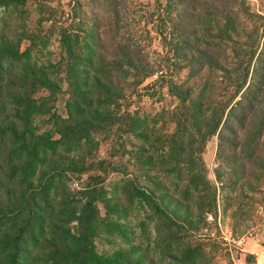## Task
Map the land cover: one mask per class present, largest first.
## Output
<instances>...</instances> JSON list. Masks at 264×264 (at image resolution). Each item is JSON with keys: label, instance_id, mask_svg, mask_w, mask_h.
<instances>
[{"label": "rangeland", "instance_id": "374dc122", "mask_svg": "<svg viewBox=\"0 0 264 264\" xmlns=\"http://www.w3.org/2000/svg\"><path fill=\"white\" fill-rule=\"evenodd\" d=\"M243 1L236 13L239 28L232 35L233 43L222 41L214 46L231 57L221 62L228 73L207 67L196 76L198 69L190 70L189 60L175 52L171 22L179 13L168 8L167 0H27L0 9V38L14 48L13 54L0 60L1 112L13 118L14 109H20L14 98L23 93L21 81L27 71L44 70L56 83L54 90L40 89L34 95L46 110L31 118L37 136L49 134L58 140L57 125L69 123L72 110V119H78L68 74V41L78 55L87 53L83 45L90 43L91 57L96 55L94 44L107 59L124 46L134 50L136 63H122L115 71L118 94L97 106L104 119L92 117L82 142L79 138L72 141L70 156L82 161L86 170L70 171L65 189L60 188L73 201L85 204L83 193L93 183L90 177H100L103 191L92 227V250L102 258L114 259L121 252L151 264H264V168L249 169L244 178L237 179L228 160L218 157L219 136L192 146L182 142L198 136L189 123L187 132L178 129L182 108L170 92L172 82H187L194 99L204 98L205 109L222 107L234 95L235 82L245 75L251 54L256 51V58L264 59L260 56L264 53V0ZM216 27L225 30L226 21L222 19ZM256 58L252 77L258 67ZM81 71L90 83L98 76L92 67L82 66ZM90 95L95 102L97 97L109 99L98 96L94 88ZM135 121L142 124L137 134L129 130ZM145 149L154 159L153 168L140 161ZM192 163L198 164L202 177L191 174ZM253 175H259V180ZM128 181L158 197L162 194L168 211L187 206V220L192 224L172 212L174 224L162 221L141 197L124 193ZM63 218L71 215L66 211ZM63 225L79 237L78 222ZM25 264H53L45 240L32 248Z\"/></svg>", "mask_w": 264, "mask_h": 264}, {"label": "trees", "instance_id": "16d2710c", "mask_svg": "<svg viewBox=\"0 0 264 264\" xmlns=\"http://www.w3.org/2000/svg\"><path fill=\"white\" fill-rule=\"evenodd\" d=\"M27 0H0V9L11 5H21ZM168 8L178 9V15L173 25L172 40H177L176 54L189 60V69L205 68L223 70L228 68L222 65L231 61V57L223 55L221 50L214 48L218 42L233 43V34H237L239 25L236 23L237 9L244 5L243 0H167ZM118 8L115 15L120 16ZM226 21L225 30L216 26L220 21ZM218 30L219 33H215ZM72 37V36H70ZM71 41V40H70ZM67 43L68 74L71 77L70 85L76 96L77 118L73 120V110L70 112L69 123L57 125L61 138L54 140L51 135L37 136L31 118L45 112L44 102L39 103L34 95L40 89L56 88L49 75L44 70H32L24 73L21 85L23 93L15 96L13 118L4 115L0 110V264H25L32 248L45 240L47 255L53 264H151L143 257H131L130 253L118 252L112 259L102 258L92 250V237L95 230L92 228L94 217L98 213L97 201L102 197L100 177H90L92 184L83 195L87 198L85 204L73 201L65 189V178L73 173L86 170L82 161L72 158L73 143L78 139L81 143L84 130L90 125L92 117L104 119L99 104L114 99L117 87L113 81L117 68L123 64H135L134 50L122 47L114 57L107 59L101 51L91 57L90 43L83 45L87 53L79 54L76 46ZM89 45V46H88ZM98 49H100L98 45ZM14 53V48L8 45L3 37L0 38V60L6 55ZM92 54L93 51H92ZM135 55V54H134ZM256 51L251 54L249 65L242 79L235 82V93L224 106L205 109L204 98L194 99L193 88L183 84L170 85L172 96L180 102L178 114V129L185 128L189 123L192 131L198 136L188 138L182 142H189V146L198 140L206 143L211 136H219L218 157L228 160L232 165L231 172L237 179L244 178L247 170L264 168V59L256 58ZM264 55L261 53L260 56ZM257 59L258 67L251 75L253 61ZM82 66L91 68L98 74L90 83L83 75ZM100 76V77H99ZM251 78V80H250ZM93 88L99 92L98 96L109 99L93 98ZM119 97H117L118 99ZM112 102H115L114 100ZM118 105V103H115ZM133 122L130 131L137 134L142 126ZM85 125V126H83ZM188 130V129H187ZM186 130V132H187ZM190 134V133H189ZM193 136V135H191ZM184 145V144H183ZM140 161L145 166L153 168L154 159L147 149L141 150ZM184 151V146L180 152ZM146 154V155H145ZM191 163V162H190ZM187 165V164H186ZM198 164L189 168L195 178L202 177L198 172ZM255 181L259 175H253ZM217 178L225 185L222 174L217 171ZM230 178H232L230 176ZM250 186V184L248 185ZM125 194L141 197L142 201L158 215L162 221H170L172 212L176 216L182 215L188 221L190 212L185 211L187 206L176 207L168 211L164 207L165 199L142 187L131 183L124 185ZM55 201V202H54ZM58 201V202H57ZM57 202V204H55ZM181 205V204H180ZM63 206V209L61 208ZM69 212L70 219L63 218ZM181 218V217H179ZM75 220L79 224V237L71 235V229L66 225ZM174 224V223H173ZM51 231L49 232V230ZM51 237L48 238V236ZM78 240V243L76 242ZM143 258V261H142ZM146 261V262H145Z\"/></svg>", "mask_w": 264, "mask_h": 264}]
</instances>
